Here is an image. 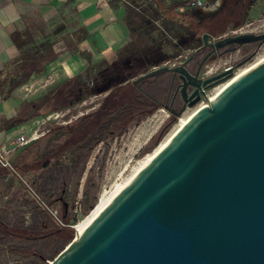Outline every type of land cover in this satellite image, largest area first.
<instances>
[{
    "label": "water",
    "instance_id": "water-1",
    "mask_svg": "<svg viewBox=\"0 0 264 264\" xmlns=\"http://www.w3.org/2000/svg\"><path fill=\"white\" fill-rule=\"evenodd\" d=\"M211 38L200 48L234 51L264 33ZM191 59L132 84L177 73L184 106L206 104L48 264H264V60L208 101L233 71L202 79Z\"/></svg>",
    "mask_w": 264,
    "mask_h": 264
},
{
    "label": "rangeland",
    "instance_id": "rangeland-1",
    "mask_svg": "<svg viewBox=\"0 0 264 264\" xmlns=\"http://www.w3.org/2000/svg\"><path fill=\"white\" fill-rule=\"evenodd\" d=\"M159 1L167 10L174 8L176 12L193 14L198 23L202 24H208L209 20L216 19L227 11L225 31L218 35L210 34L211 42L240 33L264 32V0H201L206 5L218 4L217 8L210 12L199 11L193 7L187 8L188 2L183 0H171L172 4H167L165 0ZM192 1L197 0H189V3ZM121 2L124 6V19L129 26L127 40L106 61L89 64L85 70L77 73L78 80L84 84V92L92 94L56 112L45 113V108L34 107L32 111L22 115V118H25L37 114V117L25 122L27 127L22 133L25 139L33 138L34 140L29 142L22 154L25 157L22 168L17 166L15 168L50 206L56 208L62 215L67 209L65 222L73 226L85 216L82 212L81 217L76 218L72 213L76 201H80L83 211L84 191H88V199L95 197L97 201L101 192L109 191L131 173L138 160L152 151L171 132L183 114L191 112L197 104L206 103L203 96L193 106L187 104L182 106L179 103L177 111L182 110V112L179 116H175L163 106L168 92L170 74L147 79L139 85L145 95L139 94L138 102L149 105L152 102V106L156 105L151 114H146L138 122L130 123L122 134L113 130L94 147L90 154L82 147V143L73 145L74 141H72V145L69 146L67 140L71 126L79 117L97 111L113 88L132 84V81L141 74L158 67L178 66L203 45L201 34L194 37L189 25H183V21L179 22L177 19L176 22L172 20L170 13L160 11L153 0H121ZM36 30H44V28L37 27ZM49 46V40L33 38V41L24 47L28 50L25 57H31L32 53L37 55L39 51L46 54ZM263 54L264 44L261 47L257 44H244L234 51L214 54L204 63L199 77L205 79L217 75L222 72L221 69L229 66H233L232 71L235 72ZM200 58V55L196 57V62ZM196 62L191 63L189 72L195 71ZM222 82L208 88L206 95L208 96ZM59 85L60 83L50 86L33 95L28 89L22 92L18 90L17 94L31 95L23 103V106H26L35 95ZM83 93L80 97L86 96ZM26 101L29 102L26 103ZM160 130L163 134L159 136V139L151 140L152 137L158 136ZM16 143H18L17 140ZM33 171L41 172L39 180H34L35 178L28 173ZM38 185L42 192L36 189ZM91 202L95 204L94 201ZM33 203L38 209L44 211L34 200ZM28 212V220H31L32 211L29 209ZM34 220L33 223L29 221V225L24 226L33 228L32 232L37 235L45 234L55 227L49 217L47 220L50 221V225L46 231L43 227L36 225ZM73 226L63 227L65 237L60 243L62 245L60 248H64L75 237ZM11 243L41 253L46 257L45 264L53 260L60 250H56L57 247L53 246L51 239L29 241L19 239ZM26 260V258L9 254L7 250L0 251V264H23Z\"/></svg>",
    "mask_w": 264,
    "mask_h": 264
},
{
    "label": "crops",
    "instance_id": "crops-1",
    "mask_svg": "<svg viewBox=\"0 0 264 264\" xmlns=\"http://www.w3.org/2000/svg\"><path fill=\"white\" fill-rule=\"evenodd\" d=\"M37 27L44 30H36ZM128 34L121 0H0V148L10 147L7 157L15 167L22 168L25 159L22 154L34 140L22 135L26 123L18 125L24 101L81 73L89 64L106 61L121 48ZM33 38L49 40L46 54L31 52V57H25L28 50L24 47ZM21 55L39 60L42 72H33L20 83L3 80L5 69ZM13 85L16 87L10 90ZM26 89L31 90V95L17 94L18 90ZM28 173L34 180L41 178V172ZM36 189L42 192L39 185ZM29 209L33 214L31 220ZM44 216L46 213L34 205L18 178L0 165V233L4 225L27 226L33 219L36 225H41Z\"/></svg>",
    "mask_w": 264,
    "mask_h": 264
},
{
    "label": "trees",
    "instance_id": "trees-1",
    "mask_svg": "<svg viewBox=\"0 0 264 264\" xmlns=\"http://www.w3.org/2000/svg\"><path fill=\"white\" fill-rule=\"evenodd\" d=\"M156 3L160 11L170 13V18L176 22V19L180 22L183 21V25H189V29L194 37L202 35L207 32L212 35H218L225 31L227 27V11L221 14L218 18L209 20L207 24L198 23L193 14H185L181 12H176L174 8L166 9L159 0H153ZM229 12V11H228ZM230 19V18H229ZM229 21V20H228ZM187 28V27H186ZM40 61L35 59L24 58V55L19 56L16 60L11 62L5 69L1 78L3 80H17L18 83L23 82L25 78H28L33 72L39 74L43 70V66L40 65ZM79 74L73 75L66 81L61 83L59 86L40 93L37 97L33 98L26 106H23L22 113L20 114L19 124H23L35 117H25L22 115L29 112L32 108H45V113L56 112L62 108L68 107L75 103L85 99V97L90 96L91 92H84V84L79 80ZM16 85L10 87V90L14 89ZM84 92V93H83ZM86 94V96H81L80 94ZM139 91L137 85L125 84L122 86H116L111 90V92L102 101L101 106L95 112L83 115L77 119L73 126H71V131L69 135V146L76 143H82V147L90 154L94 147L102 142L106 136L116 130L117 133L122 134L127 126L133 121L138 122L146 114L149 115L156 108L152 106V100L148 99L151 104H143L139 101ZM70 98H73L72 100ZM147 99V98H146ZM37 111V110H36ZM37 113V112H36ZM162 130L159 131L156 138L152 137L151 140H158ZM93 188V185H92ZM64 194V193H62ZM62 196V195H61ZM83 215H86L92 208L93 203L91 201H96L95 197L88 199V191H84L83 195ZM67 211V209H65ZM66 211L63 213L62 217L64 220L67 218ZM47 213V212H46ZM50 220L51 217L47 213ZM44 216L43 224L38 225L46 230L49 229L50 221L47 220L48 217ZM46 220L48 222H46ZM53 222V221H52ZM55 225V224H54ZM34 229L30 227H10L9 225H4L2 232L0 233V251L7 250L11 255H17L22 258H26V262L23 264H45L46 257L41 253L32 251L30 248H24L18 245H14L11 242L15 240L22 239L24 241L35 240V239H51L53 246L59 252L63 249L60 248L64 241V231L63 227H58L55 225L53 229L47 231L43 237L33 233ZM3 233V234H2ZM10 242V243H9ZM60 244V245H58ZM57 252V254L59 253ZM56 254V255H57ZM56 257V256H55Z\"/></svg>",
    "mask_w": 264,
    "mask_h": 264
},
{
    "label": "bare ground",
    "instance_id": "bare-ground-1",
    "mask_svg": "<svg viewBox=\"0 0 264 264\" xmlns=\"http://www.w3.org/2000/svg\"><path fill=\"white\" fill-rule=\"evenodd\" d=\"M215 6L207 8V11L215 10ZM206 10V9H205ZM264 60V54L256 58L253 62L241 67L237 71L233 72V75L219 84L207 97L208 101H213L230 83L235 79L255 67L258 63ZM207 102V101H206ZM206 103L197 104V106L188 114H183L177 121L171 132L162 139L159 144L149 153L144 155L138 160L131 173L124 178L120 183L115 184L109 191H103L99 194L97 201L93 205V208L73 226L75 235L81 234L84 229L90 225L93 220L101 213V211L110 203V201L125 187V185L133 179L144 167L165 147L168 141L171 139L174 133H176L181 127H183L188 119L203 105Z\"/></svg>",
    "mask_w": 264,
    "mask_h": 264
},
{
    "label": "built area",
    "instance_id": "built-area-1",
    "mask_svg": "<svg viewBox=\"0 0 264 264\" xmlns=\"http://www.w3.org/2000/svg\"><path fill=\"white\" fill-rule=\"evenodd\" d=\"M188 2L186 4L187 8L188 7H193L196 8L199 11H207V8H210L212 5H206L204 4L201 0H197V1H192L189 3V0H183ZM165 2L167 4H172L171 0H165ZM218 4L215 5V8H217ZM206 9V10H205ZM226 70H233V66H229V67H225L223 69H221V71H226ZM204 93L206 95L207 93V89L204 90ZM202 97V96H201ZM206 102V100H204ZM204 103V102H203ZM21 142V144L24 143L23 138H20L19 140ZM8 149L10 150V147H1L0 148V165L9 170L12 174H14L18 180L22 183L26 193L36 202V204L38 205V207H40L41 209H43L44 211H46L53 223L58 226V227H67L70 226L72 227L73 225H69L65 222L64 218L62 217V214L56 209L53 208L52 206H50L42 197L41 195H39L37 193V191L34 189V187L32 186L31 183H28V181H26L21 174L17 171V169L15 168V166L13 165V163L9 160L8 156ZM73 216L76 218L81 217L82 215V206L80 201H76L74 208H73Z\"/></svg>",
    "mask_w": 264,
    "mask_h": 264
},
{
    "label": "flooded vegetation",
    "instance_id": "flooded-vegetation-1",
    "mask_svg": "<svg viewBox=\"0 0 264 264\" xmlns=\"http://www.w3.org/2000/svg\"><path fill=\"white\" fill-rule=\"evenodd\" d=\"M259 34H261V33H259ZM250 44H257L258 47H261L264 44V41L253 42ZM228 47H229V45L225 46L224 48H221L219 50H216V51L210 47L200 48L196 53H194L193 55L190 56V57H192V59L186 65L187 70L189 71V66L191 65V63L196 62V60H195L196 57H198L200 55L201 58L198 60V62H196L195 71L189 72L191 74H196L197 72L200 73L201 68L203 67L206 60H208L210 58V56H212L214 54H217V55L222 54V53L226 52V49ZM238 47L239 46H236L235 49H237ZM168 74H170V82H169V86H168V92L166 93V97H165L164 102H163V106L170 107L174 112H177V108L179 107V103H181L182 106H184V104H185L182 100V96H181V92H180L182 80L180 79L179 74H177V73L176 74L168 73ZM139 85H137L139 91L145 95L144 90H142V88ZM191 92H192V87L188 86L187 87V93L189 94Z\"/></svg>",
    "mask_w": 264,
    "mask_h": 264
}]
</instances>
